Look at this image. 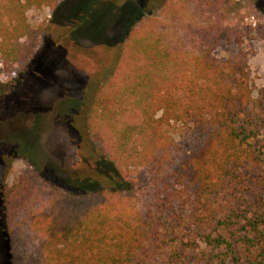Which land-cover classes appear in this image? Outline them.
<instances>
[{"label": "trees", "instance_id": "trees-1", "mask_svg": "<svg viewBox=\"0 0 264 264\" xmlns=\"http://www.w3.org/2000/svg\"><path fill=\"white\" fill-rule=\"evenodd\" d=\"M61 1L0 0L5 65L36 47L26 11ZM234 2L163 0L132 22L73 128L80 150L143 169L147 186L46 191L33 169L1 192L7 264H264V87L253 96L250 27L228 23Z\"/></svg>", "mask_w": 264, "mask_h": 264}, {"label": "rangeland", "instance_id": "rangeland-1", "mask_svg": "<svg viewBox=\"0 0 264 264\" xmlns=\"http://www.w3.org/2000/svg\"><path fill=\"white\" fill-rule=\"evenodd\" d=\"M154 1L63 0L26 11L28 26L39 31L31 56L23 63L5 65L0 52V196L19 177L32 178L33 169L46 191L137 192L147 186L143 169L117 171L92 151L80 150L72 115L83 113L100 93L117 63L128 27L163 3L156 0L153 6ZM234 3L228 23L250 27L244 48L250 55V85L256 96L264 87V11L245 0ZM250 17L255 27L248 22ZM215 55L222 57L224 52L219 49ZM163 130L187 150L179 124L170 123ZM18 141L28 150L16 147ZM16 149L18 157L13 154ZM4 226L0 197V264H7Z\"/></svg>", "mask_w": 264, "mask_h": 264}, {"label": "built area", "instance_id": "built-area-1", "mask_svg": "<svg viewBox=\"0 0 264 264\" xmlns=\"http://www.w3.org/2000/svg\"><path fill=\"white\" fill-rule=\"evenodd\" d=\"M248 22L252 25V27H255V19H254V17H250L249 19H248Z\"/></svg>", "mask_w": 264, "mask_h": 264}]
</instances>
